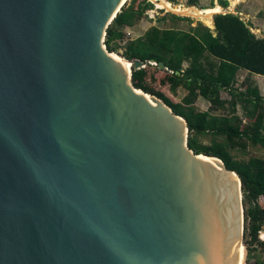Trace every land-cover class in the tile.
<instances>
[{
  "label": "water",
  "instance_id": "1",
  "mask_svg": "<svg viewBox=\"0 0 264 264\" xmlns=\"http://www.w3.org/2000/svg\"><path fill=\"white\" fill-rule=\"evenodd\" d=\"M128 1L0 0V264H244L240 176L107 49Z\"/></svg>",
  "mask_w": 264,
  "mask_h": 264
},
{
  "label": "trees",
  "instance_id": "2",
  "mask_svg": "<svg viewBox=\"0 0 264 264\" xmlns=\"http://www.w3.org/2000/svg\"><path fill=\"white\" fill-rule=\"evenodd\" d=\"M197 3L198 0H190L193 6ZM229 4L228 0L220 1L224 8H228ZM152 9L154 4L149 0H132L130 4L127 3L107 30L105 44L109 52L117 53L116 42L123 41L126 37L123 29L137 25ZM171 18L182 20L175 15ZM214 22L216 34L204 25L190 28L189 31L154 26L143 37L129 41L124 56L131 62L140 60L147 63L153 60L156 63L164 62L175 72L184 70V77L195 80L201 95L212 98L214 105L220 102V90L226 89L234 99L231 103L232 112L236 113L239 103L248 111L252 123L244 128L231 124L227 117L220 119L208 112H198L192 106L197 90L192 89L184 103L173 102L162 92L148 86L145 81L146 68L137 70L133 66L134 86L164 100L177 115L187 120L190 129L189 147L197 155L205 154L221 159L228 169L240 176L248 222L246 232L251 236L249 247L253 249L251 245L261 241L260 234L264 231V206L260 204V199L264 198V162L257 159L248 163L234 161L230 150L241 146L244 139L264 146V97L258 87L249 86L246 93H238L236 88L240 69L264 76V38H259L252 31V25L240 15L216 14ZM213 57L216 59L214 63L210 60ZM186 62L189 66L184 69ZM177 79L181 80V77L177 76ZM177 79L174 78L173 81L176 83ZM249 105H252V109ZM194 132L225 135L228 143L210 146L200 144L192 136ZM249 264L264 262L255 261Z\"/></svg>",
  "mask_w": 264,
  "mask_h": 264
},
{
  "label": "rangeland",
  "instance_id": "3",
  "mask_svg": "<svg viewBox=\"0 0 264 264\" xmlns=\"http://www.w3.org/2000/svg\"><path fill=\"white\" fill-rule=\"evenodd\" d=\"M132 0H129L127 3L130 4ZM154 4V9L149 10L145 16V18L140 21L133 28H124V32L126 37L123 41H118L115 44V47L118 48V52L115 53L117 56L121 57L129 61L125 56L127 43L132 40H137L138 38L145 35V33L152 27L157 26L159 28L168 27L174 28L175 30H183L189 31L190 28H195L200 25H204L209 27L203 20L182 14L180 12L170 11L165 8L159 7V2L154 0H149ZM172 2L174 5H179L187 8H199V9H207L215 7L216 5H220L221 0H198L196 6L190 4V0H168ZM229 7L223 8V12L221 14L233 13L236 15H240L244 18V20L248 23H260L262 27H264V0H228ZM181 17L182 20L172 19L171 16ZM214 18V16H213ZM214 23V21H213ZM210 28V27H209ZM256 28V27H255ZM211 29V28H210ZM215 33V29H211ZM256 31V29H255ZM264 33V31H263ZM262 33V34H263ZM216 34V33H215ZM211 62L214 63L212 59ZM134 62H132L133 64ZM147 67L141 68L144 70L146 68L147 75L145 76V81L148 86L156 91L162 92L165 97H169L173 102L176 103H184V100L191 95L192 89L197 90L196 95L194 97V103H192L193 107L198 112H208L212 116H216L218 118H229L231 124L239 125L241 128L251 125V120L248 115V111L245 109L242 103H239L236 107V113L232 112L231 103L234 101L231 93L226 89H221L219 93L220 102L216 105L212 102V98H206L200 93L199 87H197V83L195 80L186 79L185 74L182 71L175 72L171 70L169 66L167 69H161L156 64H152L151 61L146 63ZM189 63L184 64V69H187ZM138 69V70H141ZM239 73V72H238ZM177 76L181 77L177 79ZM248 73L241 72L237 74V84L236 88L239 90L238 92L246 93L248 91L249 86L257 87L258 83L254 79V76L248 78ZM176 78L177 82L173 81ZM184 78V80H182ZM189 82H188V81ZM181 83V84H180ZM200 83V81H199ZM257 85V86H256ZM262 95L264 96V92L262 91ZM187 106V105H186ZM191 106V105H190ZM249 108L252 109V105H249ZM192 136L198 140L200 144L204 145H213V144H227V138L225 135H217L215 133H192ZM231 154L234 161L239 162H250L251 160H262L264 162V146L255 145L250 140L244 139L241 142V146L237 148L231 149ZM244 200V199H243ZM260 204L264 206V198L260 199ZM246 210V207L244 206ZM246 227H248V222L246 221L245 214V235L243 239V245L246 249V264L250 262L260 261L264 262V231L260 234V242L253 243L251 249L249 247V242L251 241V236L249 232H246Z\"/></svg>",
  "mask_w": 264,
  "mask_h": 264
},
{
  "label": "bare ground",
  "instance_id": "4",
  "mask_svg": "<svg viewBox=\"0 0 264 264\" xmlns=\"http://www.w3.org/2000/svg\"><path fill=\"white\" fill-rule=\"evenodd\" d=\"M154 1L159 2L160 8H165V9H168L170 11L180 12V13L188 15V16H193V17L199 18V19L203 20L209 27H212V28H214L213 16H215L216 13L219 14V13L223 12V8L221 5H217L214 8H210V9H199L196 7L187 8V7H182L179 5L177 6V5L172 4V2H169L168 0H154ZM115 56H117V55L115 54ZM117 57H119V56H117ZM127 64L129 66V68H131V69L133 68L132 64H130L129 62H127ZM154 64H156V63H154ZM243 252H244V264H245V259H246L245 247H243Z\"/></svg>",
  "mask_w": 264,
  "mask_h": 264
},
{
  "label": "crops",
  "instance_id": "5",
  "mask_svg": "<svg viewBox=\"0 0 264 264\" xmlns=\"http://www.w3.org/2000/svg\"><path fill=\"white\" fill-rule=\"evenodd\" d=\"M217 6V5H216ZM216 14H218V13H216ZM219 14H221V13H219ZM242 19L244 20V18L242 17ZM213 20H214V18H213ZM245 21V20H244ZM249 23V22H248ZM249 24H251V23H249ZM252 25V31L259 37V38H264V33H263V31H264V27H262V24H260V23H254V25H255V27L253 26V24H251ZM136 26V25H135ZM134 26V27H135ZM126 29L127 28H133V27H125ZM211 29H213L212 27H210ZM255 29H256V31H255ZM124 30V29H123ZM216 30V29H215ZM263 33V34H262ZM143 37V36H142ZM214 62H216V59L213 57V58H211ZM241 72H246V73H248V80H249V78H251V76L253 77L254 76V79L257 81V83H258V88H259V90H260V93H261V95H262V91L264 92V76L263 75H258V74H252V73H250V71H248V70H246V69H240L239 70V73H241ZM238 73V74H239ZM263 96V95H262ZM264 97V96H263Z\"/></svg>",
  "mask_w": 264,
  "mask_h": 264
}]
</instances>
